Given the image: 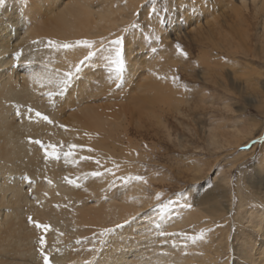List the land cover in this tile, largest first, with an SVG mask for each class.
<instances>
[{
  "label": "rangeland",
  "instance_id": "rangeland-1",
  "mask_svg": "<svg viewBox=\"0 0 264 264\" xmlns=\"http://www.w3.org/2000/svg\"><path fill=\"white\" fill-rule=\"evenodd\" d=\"M120 3L122 8H127L125 12L120 11L128 16L122 22L124 29L134 20L136 12H142L141 5L145 0H121ZM204 3L205 7L197 5L196 13L186 14L179 23L161 24L163 32L155 30L162 35L160 44L153 45L146 39L152 31L143 29L134 38L127 37L131 40L129 47L134 56L129 63H133L135 69L130 66L122 88L117 89L115 83L95 77L96 84H88V90L93 87L90 89L93 92H89L92 98L83 100L81 105L76 104L68 110L63 108L75 99L78 102L80 94L77 93L71 94L69 98H72L55 110L51 107L34 109L51 119L54 114L63 119L73 115V118L86 122V129L100 133L91 145L93 152L101 157H96L100 165L90 162L88 172L78 170L74 164L68 165L63 155L56 161L46 158L39 147L36 148L34 165L41 161L45 162L46 170L63 167L62 177L74 180L79 177L80 187L68 184L70 191L87 197L79 204L78 213L69 211L71 222L79 223L78 231L67 233V227L51 225L56 235L63 234L64 238L60 239L65 245L71 243L68 240L74 236L73 246L61 248L62 264H102L110 250L108 244H112V236H99L104 229L99 225L103 218L109 220V214L121 208L124 213L131 211L133 216H144V220L154 224L153 229L154 221H160V217L150 211L159 203L155 199L156 194L160 193L166 201L177 192L184 193L191 207L169 209L162 221L165 230L188 234L203 232L205 237L203 241L195 245L189 243L187 247L182 246L178 239L176 247L171 242L167 243V264H173L170 260L180 255L187 257L181 264H205L207 261L208 264H249L242 257L245 254L254 258L259 255L258 262L262 263L264 237L250 225L253 219L256 220V215L261 214L264 221V145L257 144L251 150L246 146H251L258 133H264V30L262 32L260 28V14H255L249 0L245 5L240 0H204ZM185 7L192 8L193 5L188 3ZM44 9L47 10L42 13H30L29 10L24 13L20 0H5V4L0 6V22L5 17L3 11L10 10L12 16H25L30 20L26 29L28 34H25L26 43L55 38L56 27L50 18L55 11H51L48 4ZM120 33L118 35L123 34L122 30ZM177 43L187 53V58L177 52ZM150 46H156L158 51L155 54L149 52ZM93 69L96 70L95 66ZM173 77L178 79L173 82ZM49 105L52 104L49 102ZM46 125L49 138L37 139L57 145L55 124ZM30 131L28 138L33 139L35 130ZM57 150L62 151L59 147ZM106 169H111L115 175ZM20 171L24 176L23 188L27 190L28 181L33 185L35 178L32 176L38 173ZM92 171H105V174L101 177L87 175ZM129 175L142 176L147 182L125 184L121 178ZM127 195L131 200H125ZM145 213H148L147 217ZM19 217L22 220V216ZM136 221L133 225L143 222L141 219ZM39 222L45 224L40 219ZM152 229L147 230L155 231ZM24 234L26 238L36 240L34 245L20 248L14 240L5 237L6 243L3 249L0 248V264H42V257L36 250L41 232L36 229ZM0 236L3 237V229H0ZM153 236L160 240L156 242L160 247L161 238L156 231ZM75 239L85 242L77 245ZM21 251L23 256L19 254ZM47 252L50 256L48 249ZM35 259L39 262L34 263ZM135 261L137 259L132 257L129 260L131 264ZM151 262L166 263L160 257Z\"/></svg>",
  "mask_w": 264,
  "mask_h": 264
},
{
  "label": "bare ground",
  "instance_id": "bare-ground-1",
  "mask_svg": "<svg viewBox=\"0 0 264 264\" xmlns=\"http://www.w3.org/2000/svg\"><path fill=\"white\" fill-rule=\"evenodd\" d=\"M53 1L35 0L33 7L29 9V12L38 11V13H42L47 10L44 9L46 5H50V10L55 11V15H52V17L50 16L54 26L56 27L55 38H44L42 40H39V44L26 43L25 34L27 32L26 29L29 23V18L25 16H22V18L18 16H12L10 10L3 11L5 17H2L0 22V50L3 51V55L0 56V229H3V237L0 236L2 237V239L0 240V248L2 247V249L5 242V237H7V239L14 240L16 245L20 246V248H23L26 245H34L33 243H35L36 240L32 237L26 238L24 234L25 232H27L28 234V232L31 233V231L36 230L35 228H33V225L31 226V224L28 222V217H25L26 219H24V215L27 214L34 215V217H32L33 220L39 221L40 219L45 224L46 222H48L50 226L53 225L60 228L67 227V233H73L75 231H78V228L80 227L78 225L79 223L76 222L77 225H75L73 224V222H71L72 215L69 211L71 210L72 213L73 211H75V213H78L80 207L79 204H81L84 200H87V197L83 198L82 195L70 191L68 183L66 182L64 177H62V174L64 173L63 167H53L54 170H46L45 162L39 161L35 165L33 164L34 160H37L36 151L38 150L36 148L38 147L35 144L29 143L28 136L30 135V130H35L32 135L33 139L41 137L45 140V138L49 135L47 134V125L46 123H41V121L35 118L31 122L26 119L21 121V119L14 113L16 109L24 112L27 108L30 107L36 110H45L48 107L54 108V110L57 109L58 106H60L59 104H57L58 106L49 105L47 97L42 96L40 94L42 91L47 92L48 88H50V90L48 91H52L56 87L54 82L50 85L48 84V77H51L53 81H55L58 76L62 74L65 70L71 68L74 64L78 63L79 60L82 59L88 51L83 47H74L71 49L60 51L49 50L45 47V42L47 40H54L59 43L75 44V42L78 40L99 41L102 37L106 38L107 40H110L112 37L114 38L118 34H121L120 31L123 30L122 22L125 21V19H128V16L120 13V11L125 12V10H127L125 6L122 8V4L120 3L121 0ZM249 1H251V3L253 4L252 7H254L253 9L255 11V14H260L258 16H260L261 18L260 28L263 32L264 2L263 0ZM240 3L245 5V3H247V0H240ZM14 6L16 7L15 4ZM114 11H116L117 13ZM16 49L22 50L23 56L26 58L15 65V68L18 70H14L10 67V65H12V60L8 59L9 54ZM128 51V60L131 61L132 59H134L132 48L130 49L129 47ZM130 66L132 70L135 69V65L133 63ZM93 68L94 66L91 70L95 71ZM85 70L87 71L88 69L86 68ZM40 77L43 78V82L45 83V88L43 89L39 87L40 79L38 78ZM94 81L95 77L89 75L87 80L85 81V84H92L94 83ZM91 88L93 87L90 86V89ZM90 89L88 90L87 88L86 91L82 89H77L73 91L72 94H80L78 102L76 101V99L75 102H72L73 100H71L72 103H68V107L67 105H64L63 108L68 110L67 108H74L72 106L76 104L78 106L81 105L83 100L91 97L89 93L91 91ZM91 92H93V90ZM71 98H69V100ZM85 102L86 101H84V103ZM63 108L61 109L62 111L64 110ZM54 115L51 116L52 120L55 122V126L53 128L57 132L55 142L57 145H64L62 151H66L67 145L69 144H76L82 146L81 148L76 149V154L74 157H70L68 159V165L71 166L72 164H74L75 167L77 166L78 170L88 172L91 168L90 162L93 163V161H96V157L101 158L98 153H94L93 151H87V149L91 148V145H93L92 142L96 140L97 137L99 138V131L86 129V122L83 123L82 121L73 118V115L67 116V118L65 119H63V117L57 118ZM59 125H64L65 127L62 128ZM77 133L82 134L78 135ZM61 139L64 142H61ZM81 156H89L91 157V159L87 161L80 160L79 157ZM108 156L110 155L108 154ZM73 161H75V163ZM23 169L27 171L31 170L33 174L38 173L37 175H39L32 176V178H35V182L33 185H26V188H28L27 190L23 188V186L25 185V182L23 180L24 176L22 175L23 172L20 171ZM56 170L58 172H56ZM45 174L47 175V177H44ZM31 175L32 174H30L29 176ZM49 180L52 182L51 184L48 183ZM29 189L31 191H28ZM115 194L117 195V193ZM129 195L125 196V200H131V197H129ZM119 200L122 201L121 198ZM113 207H115V205ZM140 210L144 211L142 208ZM216 211L217 210H215V212ZM262 211L264 212V210ZM134 212L136 213L137 211ZM17 214L19 216H22V220H19L20 217ZM133 214L134 213L131 211L124 213L121 208H117L109 214V220H107L105 217L99 223V225L103 228H106L108 226L115 227L116 224H122L126 219H131V217H133ZM256 214L259 213L256 212ZM147 216L148 215H145V217ZM141 217V220L143 221L142 223H135V225H133L131 228L118 229L117 231L121 232L120 236H112V239L110 240V243L112 244H108L110 250L109 252L107 251L108 253H106V259H102V264H131L129 262L131 257L133 259H137V262L135 261V263L132 264H152L151 261H154V259H157L159 257L166 262L165 264H167V244L163 247L156 246V242L160 240L154 239L153 232L155 231L147 230L152 229L151 227L154 224H151L150 221H147L148 219L144 220V216ZM249 218H251V216ZM100 219L101 218L99 217L98 221ZM262 219L263 217H261V214L256 215V220L253 219V223L251 222L252 225L250 226L252 230L256 229V231L262 233L264 237V221ZM185 227L187 226L185 225ZM154 228L152 230H154ZM60 237H63V235H56L54 229H52L46 234V242L47 249L51 254L50 256L55 258L59 262V264H62V261H64V257L62 255L61 248H68L71 245L73 246L74 236L72 237L71 235L72 238L68 240L71 243L67 245L64 244V241H62ZM127 237H130V239H127ZM33 249L35 248L33 247ZM56 249L60 250L59 253L55 251ZM263 249L264 247L262 248V250ZM238 251L240 250L238 249ZM19 254L20 256H23L24 252L21 251L19 252ZM35 254L37 253H34V255ZM198 256L199 255H195V257ZM242 257H244V259H246L249 264H264V258H261L262 263L258 262L260 259L259 255L254 258L245 254ZM186 259L187 257H183L180 255L179 257L176 256V259L174 258V260H170V262H172L173 264H181L185 263ZM207 260L208 259L206 258L205 261ZM37 261L39 262L38 259H35L34 263H37ZM208 263V261L205 262V264ZM14 264H16V262Z\"/></svg>",
  "mask_w": 264,
  "mask_h": 264
},
{
  "label": "snow or ice",
  "instance_id": "snow-or-ice-1",
  "mask_svg": "<svg viewBox=\"0 0 264 264\" xmlns=\"http://www.w3.org/2000/svg\"><path fill=\"white\" fill-rule=\"evenodd\" d=\"M34 2L35 0H20V8L24 13H27L28 10L33 7ZM188 3H192L193 7H185V5ZM4 4L5 0H0V6H3ZM197 5H199L200 7L206 6L204 0H145V3L141 5L143 17L142 12H136L134 14V20L122 30L123 34L115 36L114 39L107 40L106 38L102 37L99 41L78 40L75 42V44L59 43L54 40H47L45 42V47L49 50L60 51L71 49L74 47H83L88 51L86 52L84 57L79 60L78 63L65 70L58 76L55 81H53L51 77H48V84L50 85L54 82L56 87L52 91H42L40 94L42 96H46L53 106H58V100L59 105L62 106V104L66 102L71 96L73 91L77 89H82L84 91L87 90L88 85L85 84V81L87 80L89 75L96 77L98 80H106L108 82L115 83L117 89L122 88L123 82L126 79L128 72L130 71L128 49L131 45V40L127 39V37L132 36L134 38L135 34L143 29L145 31H152V35L146 39H149L153 45L160 44L163 42L162 35L158 34L155 30L159 29V32L162 33L163 29L160 28L161 24L167 25L168 23L172 22L179 23L186 14H195L198 10ZM141 35L143 36L142 32ZM32 43L39 44L40 41L34 40ZM175 48L180 55L187 58V53L183 51L179 43L175 45ZM148 51L155 54L158 49L156 46H150L148 48ZM2 55L3 51L0 50V56ZM8 59L12 60V65H10V67L14 70H18L15 68V65L26 58L23 56L22 50L16 49L9 54ZM93 66H95V71L91 70ZM86 68L88 69L87 71L85 70ZM38 79H40L39 87L41 89L45 88L43 78L40 77ZM172 79L173 82H175L178 77H173ZM16 115L21 119V121L26 119L31 122L35 118L48 124L55 123L52 119H50L48 115L43 114L40 111H36L32 108H27L24 112L18 110ZM59 126L62 128L65 127L64 125ZM29 143L37 145L39 149L44 153V156L46 158L59 161L61 159V155H63L65 162H67L70 157L75 156L76 149L82 147L76 144H69L67 145L66 151H58V147L63 150V144H46L40 139L32 138H29ZM257 144L264 145V133H258L257 138L252 140L251 146L246 147H249V150H251V147H255ZM87 151L92 152L93 149L88 148ZM79 159L87 161L91 159V157L81 156L79 157ZM73 162L75 163V161ZM95 163L97 165H100L99 160H96ZM105 171H107L109 174L115 175V173L112 172L111 169H106ZM105 171H92L87 175H90L91 177H101L105 174ZM25 179L28 180L27 177H25ZM64 179L68 184L75 185L77 188L80 187L78 183L79 177L74 180L66 176ZM121 179L125 184L132 181H142L145 183L147 182L144 177L139 175H129L128 177ZM28 182L30 185L31 181L29 180ZM48 183L51 184L52 182L49 180ZM155 199L159 203L154 209L150 211L155 212L160 217V221H154V223L155 231L162 241L161 247L169 242H171L173 247H176L177 239L184 247H187L189 243L195 245L197 242L204 240L205 234L203 232H200L199 234H188L180 232H169L164 228L162 221L169 209H173L176 207H191V205L188 204L183 192L175 193L166 201L162 198V195L160 193H157ZM181 201H183V203H181ZM144 215H148V213H145ZM137 219H142V217L133 216L131 217V219H126L122 224H116L115 227H106L99 233V236L111 237L113 236V234L120 235V233L117 231L118 229H124L126 227L133 226L134 222ZM28 222L32 224L39 232H41V235L38 239V251L40 256L42 257V264H59V262L55 258L50 257L47 252L46 234L47 232L52 230L51 226L33 220L32 217L28 218ZM60 235L63 234L61 233ZM84 242L85 241L77 239L75 243L79 245ZM105 246L107 247V244ZM55 251L59 253L60 250L56 249Z\"/></svg>",
  "mask_w": 264,
  "mask_h": 264
}]
</instances>
